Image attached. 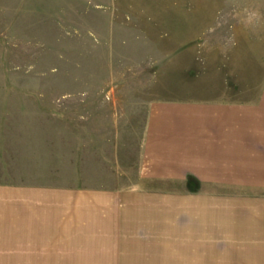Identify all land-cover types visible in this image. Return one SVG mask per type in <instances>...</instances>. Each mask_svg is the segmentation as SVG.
I'll use <instances>...</instances> for the list:
<instances>
[{
	"label": "rangeland",
	"instance_id": "1",
	"mask_svg": "<svg viewBox=\"0 0 264 264\" xmlns=\"http://www.w3.org/2000/svg\"><path fill=\"white\" fill-rule=\"evenodd\" d=\"M208 129L224 189L263 197L264 0H0V264H187L155 206L201 183L143 143Z\"/></svg>",
	"mask_w": 264,
	"mask_h": 264
},
{
	"label": "crops",
	"instance_id": "2",
	"mask_svg": "<svg viewBox=\"0 0 264 264\" xmlns=\"http://www.w3.org/2000/svg\"><path fill=\"white\" fill-rule=\"evenodd\" d=\"M149 130L152 133L153 128ZM218 133L224 134L225 130ZM196 134L199 135L200 132ZM202 134L206 136L202 139L196 136L195 141L190 142L191 144L180 143L179 149L176 146L168 147L167 139L162 138L143 143V150L153 152L150 153L151 155L145 154L149 162L154 160L157 162V167L164 177L162 182H168L166 180L169 179V168H180V171L186 168L185 171L190 172L188 176L192 178L183 175L181 178H173V181L201 183L202 190L198 193H192L187 189L184 192H176L174 196L172 195L174 198L165 197L168 200H175V206L171 205L173 201L160 202V206H155L159 207L156 210L161 215L160 229L164 231L165 227H168L164 223L163 215L173 216L176 222L175 230L178 232H180L181 222L177 225L176 220L180 216L185 218L187 222L185 229L192 233L191 240L182 242L181 246V249L183 247L181 259H184L183 261L187 264H264V238L247 239L226 236V232L232 233L233 230L241 231L252 227L251 223H257V227L263 229L264 226L261 224H264V196L231 194L230 190H225L226 174L227 179L230 177V153L227 156H220L223 159H218L219 162L216 165L219 170H217L215 163L209 157V152L212 150L208 143L212 141L211 132L208 129ZM147 135H150L148 129ZM226 157L229 159L227 168ZM218 173L224 174L225 181L218 178ZM220 178L222 179V175ZM161 198L164 197L161 196ZM148 210L153 213L154 208L148 207Z\"/></svg>",
	"mask_w": 264,
	"mask_h": 264
}]
</instances>
